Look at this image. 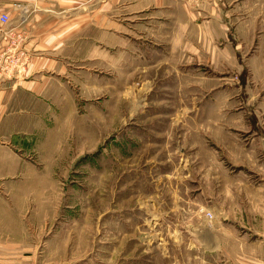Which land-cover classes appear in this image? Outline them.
I'll return each mask as SVG.
<instances>
[{"label":"rangeland","instance_id":"1","mask_svg":"<svg viewBox=\"0 0 264 264\" xmlns=\"http://www.w3.org/2000/svg\"><path fill=\"white\" fill-rule=\"evenodd\" d=\"M147 4L99 0L73 101L0 151L3 262L264 264V0Z\"/></svg>","mask_w":264,"mask_h":264},{"label":"crops","instance_id":"2","mask_svg":"<svg viewBox=\"0 0 264 264\" xmlns=\"http://www.w3.org/2000/svg\"><path fill=\"white\" fill-rule=\"evenodd\" d=\"M127 1L131 5L136 0ZM141 1L160 11L161 0ZM98 4L99 0H0V15L7 13L8 28L23 33V50L31 60L25 76L0 81V151L22 150L29 134L27 123L43 120L42 105L73 101L66 57L84 32L93 26L99 32ZM260 38L257 50L261 51L264 36ZM0 264L7 263L0 259Z\"/></svg>","mask_w":264,"mask_h":264},{"label":"built area","instance_id":"3","mask_svg":"<svg viewBox=\"0 0 264 264\" xmlns=\"http://www.w3.org/2000/svg\"><path fill=\"white\" fill-rule=\"evenodd\" d=\"M10 17L0 15V81L25 76L30 58L23 50V33L8 28Z\"/></svg>","mask_w":264,"mask_h":264}]
</instances>
